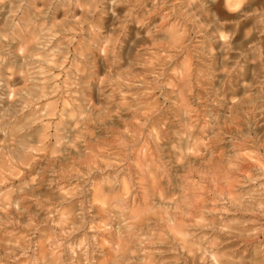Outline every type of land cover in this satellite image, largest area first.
Returning <instances> with one entry per match:
<instances>
[{"label": "clouds", "instance_id": "9594fccd", "mask_svg": "<svg viewBox=\"0 0 264 264\" xmlns=\"http://www.w3.org/2000/svg\"><path fill=\"white\" fill-rule=\"evenodd\" d=\"M0 264H264V0H0Z\"/></svg>", "mask_w": 264, "mask_h": 264}]
</instances>
